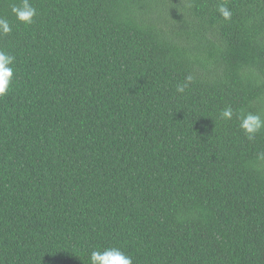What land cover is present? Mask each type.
I'll list each match as a JSON object with an SVG mask.
<instances>
[{
  "label": "trees",
  "instance_id": "1",
  "mask_svg": "<svg viewBox=\"0 0 264 264\" xmlns=\"http://www.w3.org/2000/svg\"><path fill=\"white\" fill-rule=\"evenodd\" d=\"M0 0V264H264V0ZM232 12L224 20L217 5ZM188 76L193 82L176 91ZM231 107V120L219 113Z\"/></svg>",
  "mask_w": 264,
  "mask_h": 264
},
{
  "label": "clouds",
  "instance_id": "2",
  "mask_svg": "<svg viewBox=\"0 0 264 264\" xmlns=\"http://www.w3.org/2000/svg\"><path fill=\"white\" fill-rule=\"evenodd\" d=\"M217 10L224 20H230L232 12L224 4L219 3ZM11 12L16 20L24 25H31L38 12L32 6L30 0H19L11 6ZM13 26L7 19L0 18V35H8L12 32ZM15 57L5 51H0V98L8 94L14 81ZM193 82V77L188 76L186 82L177 86L176 91L183 94ZM234 111L231 107L224 108L219 113L221 120H231ZM236 118L239 121V128L249 141H254L257 134L264 131V119L260 115L252 112L239 113ZM260 159H264V153L258 154ZM91 264H133L132 257L126 255L118 248H108L103 251L93 250L90 253Z\"/></svg>",
  "mask_w": 264,
  "mask_h": 264
}]
</instances>
